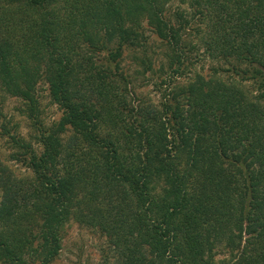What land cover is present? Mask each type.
Returning a JSON list of instances; mask_svg holds the SVG:
<instances>
[{
    "label": "trees",
    "instance_id": "obj_1",
    "mask_svg": "<svg viewBox=\"0 0 264 264\" xmlns=\"http://www.w3.org/2000/svg\"><path fill=\"white\" fill-rule=\"evenodd\" d=\"M171 1L0 0V87L34 111L44 79L65 110L34 174L0 168V263L52 264L76 221L115 264H264V97L197 75L173 110L132 106L119 64L98 57L140 44L143 21L176 38ZM179 1L198 7L211 57L264 81V0Z\"/></svg>",
    "mask_w": 264,
    "mask_h": 264
},
{
    "label": "rangeland",
    "instance_id": "obj_2",
    "mask_svg": "<svg viewBox=\"0 0 264 264\" xmlns=\"http://www.w3.org/2000/svg\"><path fill=\"white\" fill-rule=\"evenodd\" d=\"M164 20L167 31L176 38H160L156 29L143 21L139 46L122 43V53L115 57L119 42L114 40L106 42L98 53L103 61L112 54L113 64H119L132 106L150 103L173 110L182 105L183 88L197 75L236 83L252 98L264 97V81L254 65L209 55L202 41L204 24L197 6L173 0L165 7ZM178 59L182 63H177ZM36 96V110L32 111L28 101L0 87V168L7 166L20 176L34 174V163L43 153L41 133L56 126L65 112L44 79L37 85ZM230 257L223 249L216 259ZM52 264H115L114 251L98 229L71 221L66 225L62 250Z\"/></svg>",
    "mask_w": 264,
    "mask_h": 264
}]
</instances>
